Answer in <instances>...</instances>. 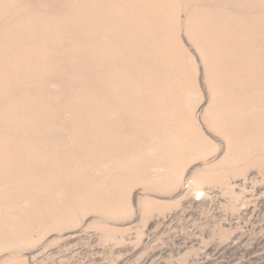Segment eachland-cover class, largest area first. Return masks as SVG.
Wrapping results in <instances>:
<instances>
[{
    "label": "rangeland",
    "instance_id": "374dc122",
    "mask_svg": "<svg viewBox=\"0 0 264 264\" xmlns=\"http://www.w3.org/2000/svg\"><path fill=\"white\" fill-rule=\"evenodd\" d=\"M23 1L13 8L5 0L3 11L10 19L0 21V45L13 37L15 48H30V56L42 64L41 72L35 68L30 72L45 87H51L45 78L50 65L59 67L57 51L67 48L74 52L77 76L81 81L91 79L94 70L84 64L82 50L99 44L113 0H44L53 18L41 11L38 0ZM182 13L180 23L185 26L187 17ZM185 31L178 35L193 58L190 76L198 81L193 88L198 99L196 125L181 133L155 131V140L160 146L193 150H186L182 162L175 160L171 167L141 163L142 173L138 160L135 177L127 174L132 161L125 155L120 162L104 163L102 169L93 170L86 160L82 165L81 154L68 138H61L64 132L50 124L89 143L95 133L67 127L86 119L62 110L60 116L40 112L16 101L18 92L12 91L9 75L19 63L0 50V199L5 193L12 208L7 211L0 203V217L6 216L9 223L33 220L12 238L0 231V264H264L261 77L254 73L257 66L242 55V62L232 68L239 81L234 87L237 94L232 95L241 100L239 112H214L202 52ZM40 32L48 33L47 45L45 41L41 48L25 45L29 39L39 40ZM122 32L115 30L116 35ZM251 40L258 43L264 38ZM138 43L146 44L143 34ZM155 79L152 76L143 89L161 82L158 76ZM94 80L99 83V78ZM20 92L31 101L28 91ZM214 93L220 97L222 89ZM205 113H210V122ZM123 119L109 113L106 135L116 131ZM177 140L180 144L172 143ZM116 148L123 153L133 150L115 147L110 152ZM57 181L62 186L58 191L52 189ZM19 194L30 197L27 204L23 199L18 204ZM34 211L38 217L27 214Z\"/></svg>",
    "mask_w": 264,
    "mask_h": 264
},
{
    "label": "bare ground",
    "instance_id": "6f19581e",
    "mask_svg": "<svg viewBox=\"0 0 264 264\" xmlns=\"http://www.w3.org/2000/svg\"><path fill=\"white\" fill-rule=\"evenodd\" d=\"M7 2L13 8L24 4L23 0ZM38 2L41 11L53 18L43 6L45 1ZM3 9L7 10V6L5 0H0V21L9 20L8 12ZM182 12L187 17L185 26L180 23ZM20 13L21 10L15 14ZM105 15L110 17L99 44L92 49L83 47L82 50L84 64L88 62L94 70L92 78L87 81H81L77 76L74 52L70 48L57 51L59 67L50 65L45 78L51 87H45L30 72L32 68L41 72L42 67L36 57L30 56V48L23 45L15 48L16 40L13 37L2 40L3 46L0 45L3 54L19 63L9 75L12 91L18 92L14 97L16 101L40 112L60 116L62 110L86 119L68 123L67 127L95 133L96 136L89 143L74 140L76 135H71L66 128L64 130L50 124L53 129L64 132L61 138H68L70 145L81 154L82 165L86 160L93 170L102 169L104 163L111 165L114 161L120 162L125 155L128 161H132L127 167V174L135 177V163L138 160L142 161H138V170L142 173L143 163L162 162L165 167H171L175 165V160L181 159L182 162L186 150H193L160 146L155 140V131L162 135L167 131L181 133L190 129L184 127L196 125L193 120L198 99H195L193 88L198 86V81L190 76L193 58L180 39V30L185 29L188 39L198 45L202 52L206 80L212 91L210 107L214 112H239L237 103L241 100L238 96L232 97L237 94L234 87L239 81L236 83L238 76L232 68L242 62V55L247 57L248 63L257 66L254 73L261 77L260 96L264 95V40L258 43L251 40V37L264 38V0H113ZM108 28L113 31L110 32ZM116 29L124 32L116 35ZM140 34L144 35L146 44L138 43ZM37 35L39 40L29 39L25 45H38L41 48L45 45H40L41 41H45L46 45L50 42L47 32ZM54 74H58V77L55 78ZM152 76L154 79L158 76L161 82L143 89L144 84L151 83ZM96 78H99V83L95 82ZM219 88L222 94L216 97L214 91ZM21 90L28 91L31 101L25 100ZM262 103L264 105V100ZM63 105H66L65 109H62ZM109 113H116L124 119L116 131L106 135V116ZM261 116L260 142H264V111ZM205 117L210 122V113H205ZM135 130L139 132L136 134ZM59 136L56 134L54 137ZM172 143L180 144V140ZM115 147L133 150L123 153L116 148L113 153L110 152ZM151 149L153 153L147 152ZM198 149L202 148H195ZM52 189H62L61 183L55 182ZM29 198L20 194L15 196L18 204L22 199L27 204ZM0 203L7 211L12 209L5 193ZM19 206L17 210H22ZM27 214L38 217L36 211ZM4 217H0V231L8 238L20 235L23 228L33 222L22 219L9 223Z\"/></svg>",
    "mask_w": 264,
    "mask_h": 264
}]
</instances>
